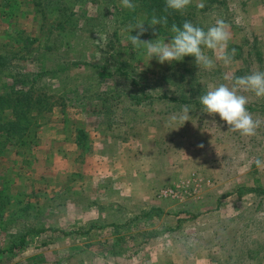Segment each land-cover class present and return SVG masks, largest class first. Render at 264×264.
Returning <instances> with one entry per match:
<instances>
[{"label": "rangeland", "instance_id": "rangeland-1", "mask_svg": "<svg viewBox=\"0 0 264 264\" xmlns=\"http://www.w3.org/2000/svg\"><path fill=\"white\" fill-rule=\"evenodd\" d=\"M38 1L0 0V52L13 57L0 96H13L5 83L27 81L18 82L24 88L42 67L62 59L70 60V70L35 82L42 102L40 112L30 113L38 124L34 137L0 151V249H10L11 234L20 230L12 219L27 207L29 224L43 221L72 235L31 234L29 245L18 242L13 252L0 253V264H264V196L236 193L257 180L264 184V167L255 164L264 161V98L242 93L262 121L251 137L229 131L218 114L197 104L209 86H231L225 76L264 72V0H217L207 11L197 4L211 0H192L184 12H194L195 25L207 30L218 19L229 25L233 62L217 60L210 70L199 69L192 56L149 62L128 40L137 34L135 24L115 18L125 9L121 0H70L79 37L67 48L55 35L54 15L41 13ZM88 18L94 26L85 25ZM141 39L155 40L146 32ZM109 49L110 59L123 58L137 88L146 87L152 99L135 105L122 98L117 105L118 90L130 93L132 80L93 67ZM95 90H107V112L92 113L85 104L82 94ZM183 105L189 121L169 127ZM5 139L0 130V142ZM150 211L152 218L145 215ZM121 236L126 239L116 240Z\"/></svg>", "mask_w": 264, "mask_h": 264}, {"label": "trees", "instance_id": "trees-1", "mask_svg": "<svg viewBox=\"0 0 264 264\" xmlns=\"http://www.w3.org/2000/svg\"><path fill=\"white\" fill-rule=\"evenodd\" d=\"M132 2L136 5L135 10L131 11L128 9H121L119 10L120 13L115 15L116 19H122L124 23L129 21V24H136L138 22V19L141 17V19L146 22L145 27L148 28V31L146 34L153 36V38L157 39L158 36L161 35V38L168 37L171 40V36L173 33H171L170 29L173 23L177 24L178 26H182V23L184 21H191L193 23V15L194 12H183L182 14L179 12L170 11V13L164 12L165 7V0H132ZM217 0H211L208 3H205V7L198 8L202 11H207L210 4H215ZM70 3V0H40L36 3V6H38V10H40L41 13L44 15L47 13H50L51 16L54 15V32H56V37L59 36L61 38V41L63 43V46H65L64 42H66L67 48L71 45V38L77 39L79 37V34L73 32V28L78 29V20L77 18H74L76 15V12H73L72 10H69V6L67 4ZM70 11V12H69ZM118 11V12H119ZM117 12V13H118ZM153 15L156 16H168V24L167 26L157 25L156 27V35H153L151 27L147 24L152 18ZM86 24H91L94 26L93 18H88ZM194 24V23H193ZM104 25H108L107 23L102 24V27ZM195 25V24H194ZM100 28L101 31H103V28ZM90 32H95L90 31ZM115 33V32H114ZM113 33V34H114ZM74 34V35H72ZM93 34V33H92ZM38 40L37 38L32 39L31 43L34 44ZM111 43V42H110ZM110 49L107 51H104V55L102 58L103 64H95L93 65L94 68H98V71L102 74H117L122 77L131 78L132 80V88L128 89L130 93L127 91H122V89H119V97L117 99V105L120 104L119 102H122V98H129L131 104L140 105L142 103V100L145 99H152L151 97L152 93H148L146 91V87L143 88H137V85L139 84L138 79L134 76H131V73L127 70L128 64L127 62L122 58L121 60H118L117 63L113 62L112 59H110ZM112 54V53H111ZM14 56V55H13ZM66 57V55L64 56ZM67 58V57H66ZM185 58H190V56H186ZM13 60V57L11 55H8V53H1L0 52V81L4 77H8L9 71H10V64ZM62 59L61 63L59 65H56L54 68L48 69L46 66L42 67L38 73L33 74L32 78L30 79V84L24 86V88L20 87L17 88L19 83H26L27 81H13L12 83H5L4 87L9 89L11 93H13V96L8 95H1L0 96V130L2 132H5L6 139L5 141L0 142V151L2 150V147H6L7 142H14L16 141L17 144L20 146L28 145L29 141L27 142L26 139L28 137H34V129L38 126L37 119L34 117V115H30V113H33V110H36L37 113L40 112L39 105L42 102V99L40 98V95H36V89H35V82L40 80L41 77L44 75H58V74H64L68 73L70 70L69 62L70 60ZM19 82V83H18ZM134 87V88H133ZM135 90V91H134ZM147 92V93H146ZM108 92L100 91L98 90L92 91V93H83L82 96L85 99V104H88L89 108H91L92 113L101 114L103 112H107L110 108V97L107 96ZM7 96V97H6ZM68 96V95H67ZM133 100V101H132ZM75 101H81L80 98H77ZM181 102H189V100H184ZM154 101L145 102V105H151ZM197 104H200L197 101ZM90 110V109H86ZM9 112V113H8ZM5 117L4 114H7ZM236 193L239 196H243L247 193H255L257 195L264 196V184L257 180L255 185L253 187H238L236 190ZM23 210V214L19 213L17 217H14L12 220L17 222L19 224L20 230L17 233H12V238L10 242V249L5 247L4 249H0V253H4L6 251L13 252L14 246L17 245L19 242L21 247L27 246L30 244V241L28 239V236L31 234H39L46 231H53L54 233H59V235L63 236H70L72 235V231H65L64 229H60L58 227H47L46 223H43V221H37L38 223L30 222V220L27 219V216L24 211L28 210V207ZM154 209H152L153 211ZM158 209H155V211ZM41 213V212H40ZM156 214V213H155ZM145 215H149V218H152V213L147 212ZM159 216L160 214L157 213ZM32 220L36 221L39 217H31ZM25 221H24V220ZM11 220V221H12ZM22 220V221H21ZM19 221V222H18ZM39 224V225H37ZM136 235H133L134 239ZM122 239L125 240V236L118 237L116 240Z\"/></svg>", "mask_w": 264, "mask_h": 264}, {"label": "clouds", "instance_id": "clouds-1", "mask_svg": "<svg viewBox=\"0 0 264 264\" xmlns=\"http://www.w3.org/2000/svg\"><path fill=\"white\" fill-rule=\"evenodd\" d=\"M191 3L192 0H165L164 12L174 11L182 14ZM121 6L131 11H134L136 7L132 0H121ZM197 7L203 8L204 4L198 3ZM145 23L137 22L131 28V33L133 30H138L137 34L129 35L128 40L134 49L143 48L145 50V56L149 62L155 58L160 64L172 63L182 61L186 56H192L198 68L205 70L214 68L217 60L226 66L233 62L235 49L231 53L227 51L231 33L229 25L223 19L216 20L215 24L207 30L187 20L182 23V26L173 23L170 29L173 35L169 43H166L161 35L155 40L141 39L148 31ZM147 24L151 27L153 35H156L155 26H167L168 16L153 15ZM97 37V41L104 40V36L99 33ZM205 49L210 50L215 59L209 56ZM224 79L231 80V86L225 83L214 87L209 86L208 90L199 96L202 112L212 117L218 114L220 119L229 126V131L239 132L241 136H254L262 121L254 119L248 111L249 97L242 93H252L257 98H264V72L254 71L251 74L234 78L225 76ZM189 114V106L183 105L181 112L173 114L167 121V125L172 127L177 122L184 125L189 121ZM203 146V144L199 145L201 148ZM255 164L258 168L264 167V161L260 159H256Z\"/></svg>", "mask_w": 264, "mask_h": 264}]
</instances>
